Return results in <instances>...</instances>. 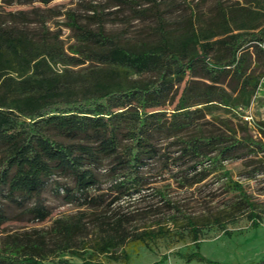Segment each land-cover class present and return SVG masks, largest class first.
Returning a JSON list of instances; mask_svg holds the SVG:
<instances>
[{"label": "trees", "instance_id": "1", "mask_svg": "<svg viewBox=\"0 0 264 264\" xmlns=\"http://www.w3.org/2000/svg\"><path fill=\"white\" fill-rule=\"evenodd\" d=\"M118 2L128 3L127 0ZM152 11L159 22L156 43L139 47L121 44L103 27L98 31L84 29L82 34L87 42L96 44L84 48L87 57L128 66L136 72L152 70L155 78L123 83L107 77L106 71L101 69L96 71L92 88L83 92H78L69 81L65 82L63 74L53 71L52 64L62 57L56 47L38 45L26 34L0 24V187L7 188L6 196L10 200H16L17 195L40 194L50 179L55 180L54 176L66 177L75 182L76 189L72 192L70 187H64L68 200L83 197L89 205L98 207L101 201L93 197L90 190L98 186L96 170L106 159L110 164V189L115 195L107 203L106 210L95 216L99 233L93 247L116 259L120 254L117 248H121L126 260L129 259L124 246L130 239L145 241L146 237L155 238L165 233L163 225L158 230L148 227L144 231H133L129 224L136 214L113 207L115 202L125 200V196L141 194L148 184L144 167L150 158L167 157L162 169L170 166L169 157L159 155L155 144L158 136L176 135L182 154L174 158V162L190 158L195 170L206 162L210 166L221 164L237 155L241 148L256 143L249 136L224 137L205 132L188 134L187 131L202 111L200 107L194 108L195 104L205 103L210 107V102L218 101L232 107L244 103L243 98L249 100L257 90L258 74L250 69L248 62L251 47L258 55L264 52V25L250 30L251 27L242 23L238 31H233L230 20L235 21V15L230 17L223 11L220 20L223 31L209 29L200 33L193 29L174 38L166 29L159 8L155 5ZM220 34L225 35L212 39ZM217 46L225 52L220 53ZM70 58L74 63L86 61L85 58ZM200 72L201 77L210 81L204 83L205 86H200L198 79L192 77ZM188 75L191 77L186 79ZM183 81L187 82L168 114L164 106L173 101L176 83ZM233 92H238L237 96H233ZM207 168L201 169V176L186 177L187 180L203 179V170ZM235 184L240 189L241 202L252 208L253 203L242 185ZM160 195L164 206L174 210L170 219L176 221L178 212H182L180 207L166 193L160 192ZM33 211L42 219L46 216L42 208L35 207ZM251 216L258 224L259 215L253 211ZM3 218L0 209V225ZM185 218L197 243V251L186 258L209 260L199 250L197 221L191 216ZM78 226V223L64 224L68 239ZM0 264L103 263L91 259L82 263L68 259L47 262L38 251L21 258L0 255Z\"/></svg>", "mask_w": 264, "mask_h": 264}, {"label": "rangeland", "instance_id": "2", "mask_svg": "<svg viewBox=\"0 0 264 264\" xmlns=\"http://www.w3.org/2000/svg\"><path fill=\"white\" fill-rule=\"evenodd\" d=\"M0 0V24L17 33H24L38 45L56 47L61 59L52 64L55 73L63 74L65 82L78 92L92 88L97 70L106 71V76L128 83L134 80L147 81L155 78L152 70L136 72L128 66L104 63L95 57H87L88 46L82 31L99 27L121 44L139 47L159 40V22L152 9L159 8L169 34L178 38L193 29L205 33L209 29L223 31L220 20L223 11L230 20V28L238 31L242 23L257 30L264 25V0ZM220 34L212 39H218ZM220 53L224 49L217 46ZM251 47L250 69L258 74L257 90L250 99L229 107L212 101L210 107L197 103L200 116L188 134L199 132L215 133L224 137L242 138L249 136L256 143L241 148L238 154L223 160L221 164L210 166L208 162L195 170L192 160L174 158L181 155V143L176 135L158 136L155 144L159 155H167L171 160L166 170L162 163L167 157L150 158L145 165L148 184L134 197L115 202L113 207L122 212L135 213V220L129 224L133 231H144L148 227L158 230L161 225L165 233L158 237H146L145 241L130 239L124 246L129 259L117 248L118 258L100 253L93 247L99 233L96 215L106 210L107 203L115 192L110 189L108 176L109 162L103 160L97 168L99 184L90 190L97 197L98 207L89 205L83 197L68 200L64 187L75 192V182L66 177L54 176L44 186L40 194L34 196L17 195L10 200L6 187H0V209L4 221L0 225V255L23 257L40 252L47 262L68 259L82 263L91 259L103 264H264L256 252L264 246V52L257 54ZM81 50V52L79 51ZM85 54V55H84ZM89 55V54H87ZM69 57V58H68ZM70 57L85 58L84 63H74ZM67 73V75H66ZM65 74V75H64ZM188 75L186 79L190 78ZM200 86L210 81L198 76ZM187 81L176 83L171 99L164 106L170 114ZM225 86V85H224ZM229 90V88L227 87ZM238 92H233L237 96ZM159 159V160H158ZM204 178L187 180L193 175ZM187 177V178H186ZM186 179V180H185ZM238 182L249 195L253 210L245 205ZM160 192L166 193L175 201L182 212L176 221L161 200ZM18 202H21L19 204ZM97 206V205H96ZM35 207L46 211L42 219L35 215ZM259 215L254 223L251 213ZM96 213V214H95ZM185 216H191L200 228L199 250L211 260L201 261L186 258L197 251L192 231L186 226ZM256 218V216H255ZM78 223L79 226L68 239L64 231L65 223ZM204 255V254H203ZM213 261V262H212Z\"/></svg>", "mask_w": 264, "mask_h": 264}, {"label": "crops", "instance_id": "3", "mask_svg": "<svg viewBox=\"0 0 264 264\" xmlns=\"http://www.w3.org/2000/svg\"><path fill=\"white\" fill-rule=\"evenodd\" d=\"M262 251L261 252H256L258 255V259L260 260L261 258H263L264 256V246L262 247ZM204 255H206V253H203Z\"/></svg>", "mask_w": 264, "mask_h": 264}]
</instances>
